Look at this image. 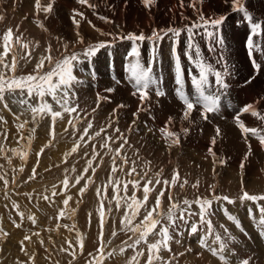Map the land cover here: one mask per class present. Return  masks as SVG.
<instances>
[{"label":"rangeland","instance_id":"1","mask_svg":"<svg viewBox=\"0 0 264 264\" xmlns=\"http://www.w3.org/2000/svg\"><path fill=\"white\" fill-rule=\"evenodd\" d=\"M61 1L38 0L35 7L47 3L56 10L58 7L64 9L62 4H59ZM72 1L78 12L85 13L79 0ZM27 2L28 0H0V62L7 65L4 70L0 69V91L25 92L21 95L23 102L20 104L25 109L26 105L34 106L41 97L42 107L49 112V116L52 113V118L59 119L53 115L49 106L47 108L45 100L56 105L48 104L52 105L53 109H60L56 100L59 101L61 97L52 91L60 84L72 85V94L63 97L61 102L68 103L69 107L70 104L73 105L75 119H70L68 125L59 130V136L52 139L58 141L57 144L66 155H62V159L54 157L48 162L53 164L50 167L63 166V172L57 173L48 168L49 165L46 167L48 169H41L44 157L52 151L44 146L34 165L35 170L32 168L29 172L18 169L23 173L0 178V194H5L3 191L6 194L16 192L7 199H0V220L3 214L16 228L28 218L32 222L36 221L40 229L46 223L51 224L44 229L47 231L44 233L48 234L45 236L48 245L42 247L45 253L42 258H38L42 260L37 259L30 264H103L107 256L130 247L133 257L141 255L147 264H181L180 256L183 252L178 251L173 255L174 247L184 240L183 231L189 233L186 228H189L190 223L196 226L190 232V243L186 245L185 251L201 257L203 263L198 264H210L212 257L201 245L191 241L200 230L204 233L201 238L206 240L209 237V245L215 249L218 247L217 254L225 255V258L233 255L232 264H264V188L261 192L258 190L264 187V119L258 116L245 118L246 113H239L240 108L236 103L223 106L222 113H219L217 109L222 107H206L205 101L201 99L200 102L199 94H191L195 91L194 85L191 83V77L185 74L191 70L196 72L192 76L198 78L199 70L188 58L189 51L192 59L196 51L188 48L185 29L181 26L175 28H180V35L176 38L172 32L164 35L170 27H157L154 23L133 30L134 27L128 26V17L123 18L124 26L119 28L115 24L117 6L114 0H102V8L97 1L87 0L88 6H85V9L96 18L90 20L91 17L83 16L86 19L82 20L81 27L86 28L87 32L86 35L81 33L87 40L82 37L81 45L75 44L71 47L73 35H70V23L77 19L74 14L70 15L65 10L63 16L43 22L47 37L44 33V37L39 38L48 41L51 46V58L45 61V69L40 70L39 67L23 60L31 56L35 51L33 48L36 45L38 48L42 42L26 31L20 24L21 21L8 11L11 5L13 8L19 4L24 7ZM16 4L17 6H14ZM93 21L108 23L109 30L94 27ZM51 24L55 25L58 31L52 32ZM256 27L258 31L262 30L260 24L256 23ZM154 31L160 33L162 39H147ZM129 33H143L146 39L142 42L130 41L126 39ZM168 39L171 40L172 53L175 47L176 56L183 57L179 58V61L184 60L187 65L186 68H181L184 87L180 89H177L179 85L176 83L175 68H171L174 71L171 77L169 66L165 71L160 69L161 65H158L157 56L155 57L159 53L153 55L152 52V48L160 52L166 42L170 43ZM100 43H104L105 47L94 54ZM133 46L138 47V57L130 55ZM222 57L228 60L226 53H222ZM204 60L206 64L212 65L214 70H220L216 63ZM137 61L143 68H151L150 75L155 83H151L148 88L135 85L131 65ZM172 64L175 65V57ZM184 69H187V72ZM86 73L87 76L84 75ZM166 77L169 78V83ZM220 89L223 90L222 83ZM160 90L165 93L164 96L158 95ZM35 91H41L43 95L39 96ZM145 92L147 96L144 95ZM66 98L69 100L66 101ZM160 98L164 100L162 103L157 102ZM191 98L197 101L194 102ZM13 104L14 101L11 105ZM223 114H227L228 118L225 119ZM45 117L49 118L47 115ZM160 120L170 127V131L161 125ZM224 120L225 132L222 126ZM229 123L235 129L229 130ZM215 126H220L217 131L214 130L217 135H210L209 129ZM5 130L6 126L0 123V133ZM50 130V133L56 132L55 129ZM222 132V136H219ZM32 134L33 132L30 133ZM203 142H206L209 149L204 144L201 145ZM57 144L54 143L51 148L56 149ZM238 146L242 149L241 153ZM239 153L242 157L238 162L234 157ZM203 155L209 159L202 158ZM9 159L5 158L6 161ZM10 161L13 162L11 159L8 162ZM209 169L217 175H205L204 172ZM258 169L262 177L255 178L253 171ZM41 176L44 180L39 179ZM220 177H225V181ZM14 180L20 182L18 184H21V191L18 186L14 188ZM31 180L36 181L34 189L41 191L35 199L29 194L36 191L29 190ZM24 182H29L26 192L22 189ZM50 189H59L61 196L65 195L64 200L59 196L55 197ZM41 197L47 205L40 202ZM236 204L247 212L246 215L240 214ZM64 207L67 209L65 214L62 213ZM40 208L42 210L37 220L35 214ZM56 210L58 214H55ZM54 214L56 220L58 215L60 222L56 223L48 217ZM65 216H73L69 225L76 229L73 235L76 237L75 244L80 232L89 233L92 229L98 231L97 245L90 253H86V245L83 244L73 249V239L59 235L65 233ZM192 220L195 223L191 222ZM238 226L239 233H243L245 237L237 234V230V235H232V228L238 229ZM65 230L68 231V228ZM174 232L177 233L176 236H173ZM69 234L72 237L73 233ZM86 238H89V234ZM166 250L173 256L166 254ZM221 250L224 253L220 252ZM2 255L3 252H0V263ZM133 262L141 264L139 259H134ZM14 264L18 262L15 261Z\"/></svg>","mask_w":264,"mask_h":264},{"label":"bare ground","instance_id":"2","mask_svg":"<svg viewBox=\"0 0 264 264\" xmlns=\"http://www.w3.org/2000/svg\"><path fill=\"white\" fill-rule=\"evenodd\" d=\"M37 1L38 0H35V1L34 0H28V2L24 4V7H22L19 4L18 7L13 8V6L11 5V8L8 10L17 19H19L21 21L20 24H22V27L25 28L26 31H29L31 34H34L36 38L37 37L43 38L44 33L47 31L46 29H44L45 24L43 27L44 21L49 22L54 17L63 16L65 14V10H66V11H68V13H70V15L74 14L76 16L75 18H77L76 20H74L73 22L70 23V25H71L70 26V32H71L70 35H73V37H72L73 42L71 43V47L74 46L75 44L79 45L80 42L82 41L81 40V38L83 37L82 33H84L86 35V32H87V31H85V30H87L86 28L84 29L81 27V25L83 24L82 20L86 19V18H90V17H91L90 20L96 18L90 14L88 9H85V6H88L87 0H86V2H85V0H79L80 4L83 7L82 11H85V13L78 12L77 11L78 8L75 7V3L72 0H62L59 4H62L64 9H62V7H58V10L49 6L47 3H41V4H39V6L37 8V7H35V4L38 5ZM93 1L94 2L97 1L96 2L97 4L100 3V8H102V4H101L102 0H100V1L93 0ZM33 2H34V6H33ZM114 2H115L114 3L115 6H117V9H116L117 10V20H115V24L119 28H123V26H124V19L123 18H125V17H128L127 19H128L129 28L130 27L135 28L133 30H137V28H140L142 26H148L150 23H154L157 27L162 26V27L177 28L178 26H181L183 29H185L184 34H185V36L187 38L186 40H188V42H189L188 29L192 28V33L194 35V37L192 39V43H193L194 47L192 49H195V46H198L201 50V56L204 59L212 61L214 64L216 63L217 64V66L215 65L216 67L219 66L220 70L225 71L224 80H225V83L227 84L228 87H225L222 83V89L224 90L226 88L227 93H226V95L224 94L222 96L223 102H221V104H220V105H222L221 106L222 108L217 109L218 111H220L219 113H222L224 103H226L229 106H232L231 104L236 103L239 108H241L243 106L248 107L249 111L244 115L245 118L251 119V118H255V116H258V117H260V119H264V0H240L242 8L235 10V11L233 10L232 0H155V3L150 5V6H145L143 4V0H114ZM0 6H1V4H0ZM14 6H17V4ZM3 9H4V7H3ZM3 12H1V14H3ZM4 14H5V12H4ZM201 15L203 16L204 20H208V21H211L213 19H217L221 15L225 16L226 19L218 27L209 26V30L213 32L212 37L206 38L205 36H203V37H200L198 39V37L200 36V34H198V33H204L203 32V31H205L204 27L201 26V27L196 28V27H193V25L194 24H201V25L203 24V22L200 19ZM83 16H85L86 18H84ZM260 21H262V22H260ZM256 23H258L262 26L261 31H258V29L256 27ZM93 24H94V27L99 28L101 30H105V31L109 30L108 29V23H106V22L93 21ZM51 28H52V32L58 31V29L55 28V25L51 24ZM90 28H92V27H90ZM182 28H181V31H182ZM253 28L255 29V32L253 34H250V31ZM164 29H166V28H164ZM89 31H90V29H88V32ZM93 32H94V28H93ZM79 34H81V35H79ZM95 36H96V34H95ZM45 37H47L46 33H45ZM220 37L223 39V43L217 42L221 39ZM40 38H39V41L42 42V45L39 46L38 48H36L37 47V45H36V47L33 48L35 50L34 52L32 51L33 54L31 56H29L28 58H24L23 62H27L30 65L33 64L34 66L39 67L40 70H44L45 66H46L45 61L48 58H51V54H50V52H51L50 47L51 46L48 44L47 40L45 41V39H40ZM249 38L251 39V47L249 46ZM83 39H86V38L83 37ZM168 40L170 41V43L166 42V45L163 48L161 47L162 49L160 52L155 50V54L159 53V55L156 54L155 57L157 56L156 58L158 60V65H161L160 69L165 71L166 68L169 66L168 70H169L170 75L172 77L174 74V71H172V69L174 70L175 65L174 66L172 65V60L174 61V57L172 55L173 53H172V49H171V40L170 39H168ZM178 41H180V40H178ZM209 46H211L212 49H214V50L210 51ZM157 48H160V47H157ZM248 49H249V51H248ZM194 52H192V53H194ZM222 53L227 54L229 62H227L228 60H225L222 57ZM249 53L252 54V56L254 57V59L256 61L253 63L254 66L259 65L260 60L263 59V61L261 63L262 67L260 69V72H259L258 76L255 78H252V74L255 72L251 68L249 61L247 59ZM152 58H154V57H152ZM5 65H6L5 62H0V69L4 70ZM172 66H173V68H172ZM257 67H259V66H257ZM184 71H186V69H184ZM165 74H166V72H165ZM84 75L87 76L88 74L86 73ZM88 77L90 78V76H88ZM161 77L163 78V76H161ZM166 78L168 79L167 83H169V78L168 77H166ZM162 82L160 83L161 85H163ZM71 86H68L67 84H60L59 86H56L55 89L53 88L54 89L53 91L51 90L55 95L61 97V98L58 97L60 102L56 100V102L59 103L58 106L61 107L60 109H57V107L55 109H53L54 108L53 106L55 104H52L50 101H46L47 99L45 100V102L47 104V108L49 106L50 110H52L51 112H53V115L59 117V119L52 118V113H51V116H49V112H47L45 110V107H42L41 97H39L40 99H38V101L35 103L34 106L28 107L26 105L27 109H25V108L21 107L22 105L20 106L21 101H22L21 95H23L22 93H25V92H21L20 90H8V92L3 91V90H2V92L0 91V123H2L4 126H6V129H7V130L3 131L2 133H0V143H1L0 144V178H1V176L5 177V178H9V176L11 177V175L13 176L14 174H17L18 172H19L18 175H20V173H23V172L19 171L20 169H21V171H22V169H25V171L31 172L32 168L33 169L35 168L34 165H36L38 155H40L42 153V149L44 146H47L48 148L52 149V151L46 157L43 156L44 159H43V161L41 160L43 162V164L42 165L40 164L42 166L41 169H48L50 167V165H53V164H50L51 162H48V161L52 160V158L60 157L62 159V155H64V154L66 155V153H63L61 151L60 146L57 144L58 141L56 142V141H53L52 139H56L59 136V134H60L59 130L62 129V127H66L68 125V123H69L68 121L70 119H72V121L75 120L74 114L72 112L73 111V105H71L69 102V104H70V107H69L68 103L61 102L63 97H65L66 95L72 94V87ZM216 88H219L218 90H221L220 87H218L217 85H216ZM159 89H157V90H159ZM41 91H39V92L35 91V92H37L39 94V96H42L43 94L41 93ZM62 95H64V96H62ZM166 95H165V97H166ZM212 95H213L212 93H208V96L212 97ZM34 97H36V96H34ZM232 98H234V99L231 100ZM67 100H69V99L66 98V101ZM12 101H14L13 105H11ZM162 101H164L162 98L157 100V102H159V103H162ZM50 103L53 106L48 105ZM14 105H16L17 107H15ZM181 106H182V104H181ZM175 107H178V106L175 105ZM160 108H162V107H160ZM39 109H41L43 112L39 111ZM46 115L49 118H46L45 117ZM223 115H225V117H226V118L224 117L225 119L228 118L227 114H223ZM65 118H67V119H65ZM161 121L162 120H160V122ZM219 122H221V121H219ZM224 124H225V120H224V123L222 125L223 131L225 132L226 130L224 129ZM254 124H255V122H254ZM161 125L165 126L167 131L168 130L170 131V129H169L170 127L167 126L165 122H161ZM229 126H230L229 130L235 129V127L230 123H229ZM219 127L220 126H215L214 128L213 127L210 128L209 129L210 135L211 134L217 135L214 130L217 131V128H219ZM50 129H55L56 132L52 131L53 133H50L49 132V131H51ZM229 130L227 129V131H229ZM29 132L30 133L33 132V134L30 135ZM222 134H223V132L219 136H222ZM54 143L57 144V148L53 150V148H51V147L53 146ZM253 143H256V142H253ZM202 144H204V146H206V148L209 149V146L206 144V142L201 143V145ZM195 146H197V145H195ZM249 146L251 147V144H249ZM252 146H254V145L252 144ZM238 148L240 149V153H241L242 149L240 148V146H238ZM23 151H25V152H23ZM240 153H239V155H236L234 157V159H237L238 162L240 161V159L242 157V155ZM4 157L5 158L9 157L11 160H13V162H11V161L8 162L10 159L8 161H6ZM169 157H167V158H169L171 160V156H169ZM202 158L209 159L208 156H206V155H203ZM170 160H168V162ZM47 166H48V168H46ZM50 169H54L57 173L64 171L63 166L61 167L59 165H58V167L57 166L56 167L51 166ZM2 170L4 171L3 173H2ZM204 174L207 176H211V177L212 176L214 177L217 175V174L214 175L215 173L211 169L205 171ZM253 174H254L255 178L262 177L259 169L253 171ZM39 179L44 180V178L42 176L39 177ZM221 179L225 181L226 178L222 177ZM215 181H218V179L217 180L215 179ZM226 181L230 184V182L228 180H226ZM29 182H30L29 190L34 189V186H35L34 183L36 181L32 182V180H31ZM38 182H41V181H38ZM12 183H13L14 188H16L18 186V189H20L21 184H18L20 182H15V180H14ZM257 183H259V181ZM25 184L26 183L24 182V186L22 185V189H23V191L26 192V188L28 186H27V184L26 185ZM255 184L256 183H254V185ZM248 187H247V189H248ZM263 188L264 187H261L258 190H260V192H261L263 190ZM35 189H36L35 192L29 193L32 195V199H35L36 197H38L39 192L41 193V191L39 189H37V188H35ZM43 189H41V190H43ZM59 189L58 190L57 189L51 190V191L53 192V194H55V197L59 196L62 198V200H64L65 195L61 196L62 193L59 191ZM254 190H256V189H254ZM20 191H21V189H20ZM2 193H5V194H0V199H2V198L7 199L12 194H14L16 192H11L9 194H6V192L3 191ZM69 195H70V193H69ZM40 202L42 204L47 205L45 203V199H43V197H41ZM236 205H237L236 208L241 211L240 214L243 213V215L244 214L246 215L247 212L245 213L244 210H241L240 209L241 207H239L240 205H238V204H236ZM40 210H42V208L37 210L36 214H35L37 220L39 219L38 214H39ZM62 210H63V212H62ZM62 210L60 209L59 211H61L63 214H65L67 212V209H65V207L62 208ZM227 211H228V209H227ZM55 214H58L57 210H56ZM55 214L54 215H48V217H51L52 219H54V222L59 221L58 215L56 216L57 217V220H56ZM1 217H2L1 218L2 220H0V252H3V255H2V260H1L0 264H14L15 261H17L18 264H22V263L23 264H30L34 260L36 261L39 257L42 258V255H44V253H45L43 251L42 247H46L48 245L47 240L45 238V236L46 235L48 236V234L44 233V231H46L44 229H45V226H48L50 223L49 224L46 223L44 225V227L42 229H40L39 225L36 224V221L32 222V220H29V218H28L26 220H23V224L19 225V228H16L15 225H12L9 223V221H7L6 216H3V214H2ZM67 217L68 216L64 217L65 228L62 227L63 231L65 233L59 234V235H61L62 237L66 236V238L69 240L73 239V243H74L73 249H76L77 246L80 247L83 244L84 246L86 245L85 246L86 253H90V251H92V249H95V247L97 245V241L99 239L98 231L97 230L94 231V229H92L89 231V233L88 232L86 233L83 231L80 232L79 237L77 238L78 242L75 244V241H76L75 238L76 237L74 238L73 235H74V231L76 229L74 228V226L72 229V227L69 225V222L73 221L72 220L73 216H69L68 219H67ZM191 222H194V221L192 220ZM56 223H58V222H56ZM236 225L237 224L235 223V227H236ZM50 226H51V224H50ZM195 226H196V224L190 223L189 228H186L189 233L183 231L182 233L184 234V240L182 241L181 244L175 245V247H174L175 252H173L174 253L173 255L177 254L178 251L183 252V255L180 256V260H181L180 263L181 264H198L199 262L203 263L201 261V259H202L201 257L194 256L193 254H188L185 251L186 245L190 243L189 242L190 239H188L190 234H191L190 232L193 229H195ZM239 227L240 226H238V229L231 227L232 229H234L233 232H231L232 235L235 236L237 234H240L239 233ZM66 228H68V231L65 230ZM42 230H43V232H42ZM227 230H229V229H227ZM236 230H237V234H235ZM69 232L73 233L72 237L70 236ZM176 232L178 233V231H176ZM57 233H58V231H57ZM177 233H175V235H173V236H176ZM88 234H89V238H86V237H88ZM201 234L203 235L204 233H203V231L200 230V233L196 234V236H194L191 241H193V243L197 242L198 245H201L205 249V251L207 250L206 253L212 255V257L210 258V264H232L231 261H233V255L230 256V258H227V257L225 258V255L217 254L216 249H218V247L215 249L212 246H210L208 243L210 238L208 237L205 240V239L200 237ZM240 235L242 236L243 233ZM49 237H50V235H49ZM50 240H52V239H50ZM216 243H218V242H216ZM213 245H214V243H213ZM247 245H248V243H247ZM214 247H216V245ZM117 251H120V252L116 253ZM117 251H115L113 255L107 256V258L103 264H128L129 262H131L130 264H137L136 260H135L136 262H133L134 259H139L140 260L139 263H141V264H143V263L145 264V262H146V261L144 262V258L141 255H136V258H134L131 247L127 248V250L125 249L124 251H122V250H117ZM220 252H223V251L221 250ZM227 253H228V251H227ZM166 254L170 255V253L167 250H166ZM173 255L171 254L170 256H173ZM203 255H205V254H203ZM228 255H230V254H228ZM206 258H208V257H206ZM38 260L40 261L42 259H38ZM207 260L209 261V259H207ZM19 261H21V262H19ZM46 263L47 262H45V264ZM69 263H71V261ZM146 264H147V262H146Z\"/></svg>","mask_w":264,"mask_h":264},{"label":"snow or ice","instance_id":"3","mask_svg":"<svg viewBox=\"0 0 264 264\" xmlns=\"http://www.w3.org/2000/svg\"><path fill=\"white\" fill-rule=\"evenodd\" d=\"M154 3H155V0H143V4L145 6H150ZM232 5H233L234 11L242 8L240 0H232ZM200 19L203 22V24L202 25L201 24H194L193 27L198 28V27L203 26L204 30H205V34L209 37H212L213 32L209 30V26L218 27L219 25H221L223 23V21L226 19V17L221 15L217 19H213L211 21H208V20H204L203 16L201 15ZM167 32H172L175 37H178L180 35V30L175 29V28H168L167 31L164 33V35H166ZM188 33H189L188 48L192 49L194 47V45L192 43V39H193L192 28L188 29ZM126 39H128L130 41H137L138 40V41L142 42L146 39V37L143 34H140L137 36L135 34L129 33L127 35ZM147 39H149L150 41L159 40V39H162V36L160 33H157L156 31H154L150 37H147ZM249 46L251 47V39L250 38H249ZM104 47H105V44L100 43L99 46L96 48V51L94 54H96V52L99 49H103ZM209 50L213 51L214 49H212V47L209 46ZM195 51H196V56L198 58L195 61H192V57H191L190 53L187 54L189 60L192 61L195 64V67L199 70V77L197 78L196 76H191V82L194 85V89H195L196 94H199L201 99H204L205 101L209 102L210 104H215L216 103L215 99L213 97H210V96H208V97L203 96L202 91H203V88L205 86H208L210 84L209 74H211L212 76L215 77V83L218 87H220L221 83H223V85L225 87H228L227 84L225 83V80H224L225 71L214 70L212 65L206 64L202 59H200L201 50L198 46H195ZM152 52H153V55H155V48H152ZM130 55L137 56V57L139 56V50H138L137 46H133L131 48ZM173 55L175 57L176 83H177V85H179V87L177 89H180L181 87H184V80H183V76H182L179 57L176 56V53H175V47H173ZM150 73H151V68L150 67L147 69L143 68L141 66V64L139 63V61H137L131 65V74H132V77H134V79H135V85L137 87L143 86L144 88H148L151 83H155V80L150 75ZM190 75H191V70H190ZM163 94L164 93L161 91L158 92V95H163ZM144 95L147 96V93L145 92ZM177 95H179V92H177Z\"/></svg>","mask_w":264,"mask_h":264}]
</instances>
